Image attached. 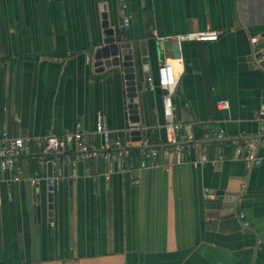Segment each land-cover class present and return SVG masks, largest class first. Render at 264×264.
Returning <instances> with one entry per match:
<instances>
[{
  "label": "crops",
  "instance_id": "obj_1",
  "mask_svg": "<svg viewBox=\"0 0 264 264\" xmlns=\"http://www.w3.org/2000/svg\"><path fill=\"white\" fill-rule=\"evenodd\" d=\"M102 13L138 59L141 43L148 52L147 79L141 68L137 75L139 122L129 124L143 133L140 142L125 140L119 73H97L92 64ZM124 19L129 25L120 29ZM196 31H216L218 39L175 41ZM263 34L264 0H0V135L38 138L80 125L103 152L93 134L101 115L138 150L125 161L59 164L22 155L20 182L9 181L13 172L0 174V264H264V55L255 58ZM160 39L179 44L180 57L165 52L156 60L152 46ZM162 62L179 75L172 97L179 133L162 115ZM233 140L253 141L261 164L247 168ZM164 146L180 151L164 154ZM149 148L160 153L145 161ZM34 171L36 186L29 182Z\"/></svg>",
  "mask_w": 264,
  "mask_h": 264
},
{
  "label": "built area",
  "instance_id": "obj_2",
  "mask_svg": "<svg viewBox=\"0 0 264 264\" xmlns=\"http://www.w3.org/2000/svg\"><path fill=\"white\" fill-rule=\"evenodd\" d=\"M129 23L124 19L120 25V29H126ZM218 39L216 31H196L190 32L175 37V41H200L214 42ZM250 42L257 46V38L253 37ZM179 75H174L171 65L167 62H162L157 66V81L156 86L161 90V106L162 115L165 121V126L171 133H179L181 126L174 121L172 110V97L176 91ZM220 108L228 106L226 101L218 103ZM258 117L264 120V110L259 111ZM93 134L97 135L101 140V152L99 149L92 147L85 139L84 133L80 125H76L74 131L66 132L61 135H45L38 138H23L20 136H11L7 132H2L0 135V174L13 172L9 181L18 183L21 181V173L18 168V159L26 154L37 157L38 164L50 162L53 164L59 163H76L87 159L102 158L105 161H110L113 158L125 161L130 158V149L119 138L113 135V132L108 128L105 119L99 115L94 124ZM219 138L223 136L218 135ZM181 139L192 140L190 135L181 136ZM233 153L236 158H240L247 168L258 167L261 164V159L257 157L256 145L253 141H232ZM189 145H186L188 148ZM164 154L179 153L178 146H164L162 148ZM160 150L149 148L142 152V158L149 161L159 155ZM39 174L37 172L30 176L29 182L32 186H36L39 182ZM1 181V180H0ZM54 179L49 178L48 184L53 187ZM133 183H138L135 180ZM53 191V190H52ZM51 191V192H52ZM206 201H213L214 196L206 194ZM239 218L243 219L244 215L239 214ZM247 226V222H243Z\"/></svg>",
  "mask_w": 264,
  "mask_h": 264
},
{
  "label": "water",
  "instance_id": "obj_3",
  "mask_svg": "<svg viewBox=\"0 0 264 264\" xmlns=\"http://www.w3.org/2000/svg\"><path fill=\"white\" fill-rule=\"evenodd\" d=\"M148 2V0H147ZM149 6V5H148ZM102 43L94 48L91 53L92 64L97 73L116 71L122 80V106L124 118L125 140L128 142H140L143 133L139 129H131L129 124H137L138 104L134 102L137 94L142 90L143 83L137 80L138 70H142V79L144 82L149 74L143 71L148 65V52L144 43L140 44L138 50L139 59L136 56V49L129 41H125L118 32L109 25L106 13L101 14ZM260 44L264 43V34L261 36ZM153 52L156 60H161L165 52H170L173 59L180 57L179 44L173 43L171 39H160L153 41ZM264 49L257 52L255 58H262ZM138 59V60H137ZM260 66L264 68V59L260 61ZM52 186H48V217L51 220L53 209ZM221 195L222 192H217ZM209 207H219V204L208 202ZM34 231L36 249L39 247L40 234V212L39 207H34Z\"/></svg>",
  "mask_w": 264,
  "mask_h": 264
},
{
  "label": "trees",
  "instance_id": "obj_4",
  "mask_svg": "<svg viewBox=\"0 0 264 264\" xmlns=\"http://www.w3.org/2000/svg\"><path fill=\"white\" fill-rule=\"evenodd\" d=\"M149 140V139H148ZM137 152H138V150L137 149H130V157L132 156V154H134V155H136L137 154ZM19 160V159H18ZM35 172V171H34ZM33 172V173H34Z\"/></svg>",
  "mask_w": 264,
  "mask_h": 264
}]
</instances>
